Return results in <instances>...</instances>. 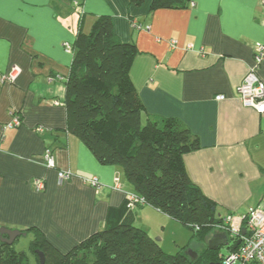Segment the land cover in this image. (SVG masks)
I'll list each match as a JSON object with an SVG mask.
<instances>
[{
	"label": "crops",
	"instance_id": "crops-1",
	"mask_svg": "<svg viewBox=\"0 0 264 264\" xmlns=\"http://www.w3.org/2000/svg\"><path fill=\"white\" fill-rule=\"evenodd\" d=\"M151 2L0 0V77L19 69L14 82L0 79L1 226L36 227L66 252L102 229L110 210L123 209L129 187L121 170L100 164L68 129L62 103L72 63L62 44L74 42L80 22L84 31L100 15L111 17L122 42L136 46L129 74L142 119L174 117L198 137L200 147L184 154V164L192 182L216 201L217 213L231 214L243 230L248 211L264 210V116L237 98L254 44L264 41V1L191 0L185 8L153 11ZM257 73L264 82V62ZM218 95L224 98L216 100ZM12 113L21 125L9 128ZM46 149L52 168L41 162ZM57 170L73 176L58 185ZM83 176H96L100 186ZM37 178L44 181L41 191L33 187ZM132 214L149 233L158 222L163 229L174 221L147 205L135 206ZM221 233L212 231L207 240ZM227 240L218 252H229L234 240Z\"/></svg>",
	"mask_w": 264,
	"mask_h": 264
},
{
	"label": "trees",
	"instance_id": "trees-1",
	"mask_svg": "<svg viewBox=\"0 0 264 264\" xmlns=\"http://www.w3.org/2000/svg\"><path fill=\"white\" fill-rule=\"evenodd\" d=\"M129 2L141 6L144 0ZM189 5L191 0H152L150 8ZM136 53L133 42H122L116 36L110 16H98L87 33L80 22L62 101L67 127L100 164L121 170L128 191L142 197L143 205L188 227L202 247L195 258L187 254L188 244L175 254L165 253L146 230L134 224V208L127 207L125 198L122 211L110 210L102 229L66 252L55 249L36 227L19 229L27 237L35 264H40L37 251L44 255L43 264L221 262L222 255L208 249L207 238L223 217L217 213L216 201L192 182L183 159L185 153L200 147L199 139L177 118L142 119L143 105L129 74ZM18 239L12 244L0 241V264L29 263L26 252L15 248Z\"/></svg>",
	"mask_w": 264,
	"mask_h": 264
},
{
	"label": "built area",
	"instance_id": "built-area-1",
	"mask_svg": "<svg viewBox=\"0 0 264 264\" xmlns=\"http://www.w3.org/2000/svg\"><path fill=\"white\" fill-rule=\"evenodd\" d=\"M74 5L78 7L77 1H74ZM78 10L81 12L80 8H78ZM135 26L141 28L140 25ZM145 30L148 31L149 27L145 26ZM172 43H175V41H172ZM62 46L65 51L72 53V44L63 42ZM263 62L264 41L254 44L253 64L248 68L237 88V98L242 106L252 108L256 113L264 116V82L259 78L257 73ZM18 74L19 69L13 66L8 72L1 75V82L12 83L16 80ZM215 98L216 100H221L224 96L218 95ZM20 124L21 120L19 116L12 114L7 127H18ZM41 162L48 168L54 166L50 149L44 150ZM72 176L73 174L68 170H57V184L62 185ZM81 179L83 182L88 183L93 187L100 186L99 179L96 176H83ZM118 185L115 187L119 188ZM33 187L37 191L43 190L44 181L41 178L35 179L33 181ZM125 198L127 201V207L129 208L145 204L144 199L133 192L127 191ZM243 221L245 223V228L243 229L245 230L244 234H242V229L233 222V216L231 214L224 216L221 222L215 225L216 231L226 233L227 237L231 240L236 241L237 239H241L240 244L233 252H228L227 254L222 255V264H248L250 262L264 264V210L257 207L248 211L243 216Z\"/></svg>",
	"mask_w": 264,
	"mask_h": 264
},
{
	"label": "rangeland",
	"instance_id": "rangeland-1",
	"mask_svg": "<svg viewBox=\"0 0 264 264\" xmlns=\"http://www.w3.org/2000/svg\"><path fill=\"white\" fill-rule=\"evenodd\" d=\"M91 26H89V23H86V26L84 28V32H89ZM165 228H159L158 226L161 225L156 223L154 226L155 228H151V233L149 231L146 232L150 237H152L154 240H156L161 249L168 254H175L177 251H179L180 248H182L184 245L188 244V242L191 240V248L193 251H198L202 247V245L199 242H196L193 238V232L183 225L182 223H179L177 221H168ZM1 226V225H0ZM16 250L24 251L26 252L27 256L29 257V263L28 264H35L36 261L33 258L32 254L29 251V242L27 240V237L20 236L18 241L15 244ZM228 252L227 248L223 247L220 250V254L224 255Z\"/></svg>",
	"mask_w": 264,
	"mask_h": 264
},
{
	"label": "water",
	"instance_id": "water-1",
	"mask_svg": "<svg viewBox=\"0 0 264 264\" xmlns=\"http://www.w3.org/2000/svg\"><path fill=\"white\" fill-rule=\"evenodd\" d=\"M245 233V230H242V234ZM20 236H25V233L21 232L18 229H11L5 226H0V241L5 242L7 244H12L15 239H17ZM228 237L226 233L221 234H215L212 235L211 238L207 241V247L210 250H218L221 246H228ZM241 239H237L229 248V252H233L238 245L240 244ZM39 257L40 264L44 263V255L42 252L37 251L36 252ZM187 254L191 258H195L197 253L193 251L191 248L187 249ZM208 264H222L221 262H209Z\"/></svg>",
	"mask_w": 264,
	"mask_h": 264
},
{
	"label": "flooded vegetation",
	"instance_id": "flooded-vegetation-1",
	"mask_svg": "<svg viewBox=\"0 0 264 264\" xmlns=\"http://www.w3.org/2000/svg\"><path fill=\"white\" fill-rule=\"evenodd\" d=\"M217 251H219V250H217Z\"/></svg>",
	"mask_w": 264,
	"mask_h": 264
}]
</instances>
